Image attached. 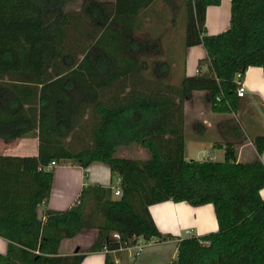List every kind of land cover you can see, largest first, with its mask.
Instances as JSON below:
<instances>
[{"label":"trees","instance_id":"1","mask_svg":"<svg viewBox=\"0 0 264 264\" xmlns=\"http://www.w3.org/2000/svg\"><path fill=\"white\" fill-rule=\"evenodd\" d=\"M69 1L0 0V139L38 138L37 155L0 154V237L8 241L0 264H80L85 253L58 249L83 229L96 230L89 252L139 237L175 239L170 264H264L263 162L237 161L232 143L223 161L187 159L183 112L192 91H204L217 111L232 110L247 68L264 72V0H230L229 27L216 34L207 33L205 11L221 0H185L182 46L202 44L206 57L179 83L164 80L169 62L158 74L147 70L148 39L133 36L156 0H83L77 10ZM252 142L260 154L264 135ZM131 145L147 157L116 154ZM51 161L81 166L84 184L74 204L45 208L42 220L37 207L53 178L42 166ZM93 162L120 177L119 197L111 185L87 182ZM165 200L212 203L218 229L160 233L148 206ZM115 256L106 252L105 264Z\"/></svg>","mask_w":264,"mask_h":264},{"label":"crops","instance_id":"2","mask_svg":"<svg viewBox=\"0 0 264 264\" xmlns=\"http://www.w3.org/2000/svg\"><path fill=\"white\" fill-rule=\"evenodd\" d=\"M82 1L71 0L66 4V8L77 10ZM98 1L114 2L115 0ZM162 2L170 3L172 0H162ZM230 5V0H221L217 5L207 6L205 26L208 34H216L229 27ZM160 29L162 26L159 27ZM183 56L178 75L193 76L198 73V62L205 59L206 52L202 44H197L186 47ZM174 62L173 60L170 63L171 67L174 66ZM243 84L245 94L243 96L236 94L235 108L229 111L213 109L204 91H192L184 99V138L187 159L210 158L214 161H223L224 146L232 143L236 148L237 161L250 162L259 158L264 164V150L258 154L252 142L254 137L264 135L262 68L249 66L245 71ZM124 147L127 146H121ZM37 153L38 138L35 134L12 140L0 139V154L32 156ZM52 170L53 178L48 201L37 207L38 218L42 220L45 208L62 211L74 204L84 184L83 168L79 165L57 164ZM86 170L87 182L90 184L114 187L119 185L118 175L111 173L108 166L102 162H93ZM259 194L264 198V187L259 190ZM148 211L162 234L182 238L191 234L203 235L218 229L212 203L193 206L187 201L165 200L149 205ZM85 236L83 229L74 237L63 239L59 245V253L73 254L78 250V253L86 254L80 264H105L104 250L89 252L82 248L81 242ZM89 236L90 234L87 237ZM90 242H87L88 247ZM7 249L8 241L0 237V253L5 254ZM109 253L116 255L115 264H170L177 255V241L175 239L159 241L157 238H151L146 241L141 251L132 257L123 249H115Z\"/></svg>","mask_w":264,"mask_h":264},{"label":"rangeland","instance_id":"3","mask_svg":"<svg viewBox=\"0 0 264 264\" xmlns=\"http://www.w3.org/2000/svg\"><path fill=\"white\" fill-rule=\"evenodd\" d=\"M187 8L185 0H172V2H162V0H157L154 5L146 9L143 16L139 18L140 30H137L133 36L138 40L148 39V43L143 44L148 48H151V54H145L146 56V66L147 70L151 74H158L157 66L162 62L171 63L174 59V66L171 67L170 71L166 74L164 80L168 83H179L180 77L178 75L180 64L183 60L184 47L182 46L184 31L182 27L186 21ZM159 15H161L159 17ZM160 23V25H158ZM162 29L159 30V27ZM143 37L145 39H143ZM141 53L136 54L140 56ZM173 58V59H172ZM188 137V134H187ZM188 142V139H186ZM188 145V143H187ZM117 155H125L128 157H145L146 153L142 147H136L131 145L130 147L119 148L116 151ZM189 151H187L188 153ZM194 157V156H193ZM116 197V196H113ZM86 236L81 242L83 249H89L88 241L92 243L95 237L96 230L94 229H84ZM90 234L89 238L87 237ZM87 246V247H86ZM123 250H125L123 248ZM124 264V263H123Z\"/></svg>","mask_w":264,"mask_h":264},{"label":"built area","instance_id":"4","mask_svg":"<svg viewBox=\"0 0 264 264\" xmlns=\"http://www.w3.org/2000/svg\"><path fill=\"white\" fill-rule=\"evenodd\" d=\"M236 94L237 96H243L245 94V86L243 84V81H241L239 83V86L236 90ZM58 163H56L55 161H51L49 162L48 164L42 166V168L44 169H52L53 167L57 166ZM118 180H119V183H120V177L118 176ZM112 193H113V196H116V197H119L121 195V189L118 186H112ZM111 237L115 240H119V235L118 233L116 232H113L111 233ZM146 243V241L143 239V238H138L137 241L133 244V245H130V246H127V247H118L117 249H125L127 250L128 254L130 255V257L134 256L135 254L139 253L141 251V249L143 248L144 244ZM103 250L105 252H109V251H113V250H108L106 247L103 248Z\"/></svg>","mask_w":264,"mask_h":264}]
</instances>
